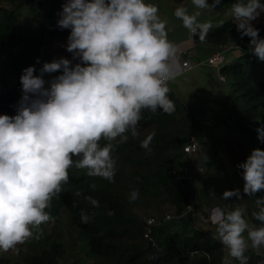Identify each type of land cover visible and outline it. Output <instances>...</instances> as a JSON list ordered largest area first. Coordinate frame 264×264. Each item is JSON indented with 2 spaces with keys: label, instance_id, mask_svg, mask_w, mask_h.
Here are the masks:
<instances>
[{
  "label": "clouds",
  "instance_id": "clouds-1",
  "mask_svg": "<svg viewBox=\"0 0 264 264\" xmlns=\"http://www.w3.org/2000/svg\"><path fill=\"white\" fill-rule=\"evenodd\" d=\"M191 3L194 11L181 5L173 14L204 42L213 25L198 19L201 10L214 9L221 0L211 5L208 0ZM159 12V6L149 0L64 3L57 26L70 30L66 50L72 59L45 62L38 75L35 66L24 69L16 115H0V252L17 249L33 238L34 230L54 222L48 209L68 183L70 168L86 169L87 176L114 183L118 158L112 154V142L126 143L129 134L139 137L145 112L170 115L176 111L169 84L181 73L180 48L168 39V21ZM262 14V0H236L231 6L241 39L250 38L249 51L260 61H264V38L253 21ZM58 72L45 79L46 74ZM256 131L264 143V126ZM154 135L140 144L149 153ZM237 167L243 170L245 195L255 197L264 190V149H254ZM90 187L95 190L97 185ZM139 196L134 188L129 202ZM232 197L243 200L240 189L223 193L225 200ZM85 199L100 207L92 196ZM254 200L251 217L259 226L248 219L246 206L240 203L228 210L219 206L211 210L213 238L227 253L223 264L233 260L248 264L249 247L258 252L264 248V197ZM80 219L87 224L92 217L81 209Z\"/></svg>",
  "mask_w": 264,
  "mask_h": 264
},
{
  "label": "trees",
  "instance_id": "trees-1",
  "mask_svg": "<svg viewBox=\"0 0 264 264\" xmlns=\"http://www.w3.org/2000/svg\"><path fill=\"white\" fill-rule=\"evenodd\" d=\"M65 2L66 0H30L27 6L34 10L22 26L23 0H0V53L9 52L6 60L0 61V115H16V107L23 95L20 77L24 69L35 66L38 75L43 63L50 61L45 49L56 36L65 34L57 26L58 14L63 10ZM235 2L236 0H221L220 4L232 6ZM235 37L241 36L237 25L231 21L211 30L206 41L201 42L197 35L194 42L197 46L209 44L214 48H223L229 46ZM16 49L17 53L13 52ZM38 58L40 63H37ZM220 73H224L233 82L237 97L241 98L237 102L242 104L233 106L223 116L235 120L234 127L242 133L246 142V150L243 151L235 144L237 154L233 160L238 170L236 189H240L241 195L249 203L247 209L251 222L259 226L260 222L255 221L251 213L256 210L254 199L264 197V190L255 197L245 195L243 170L237 166L246 161V151L251 155L254 149H264V143L260 142L256 131L264 126V70L239 63L233 68L221 69ZM59 74L61 73L46 74L45 79L50 80ZM226 78L224 77L225 80ZM173 96L170 93L176 105L174 113L145 112L144 119L139 124V137L132 138L129 134L130 138L126 143L112 142V154L118 158L114 183L89 177L86 169L70 168L68 183L63 185L59 198H54L48 209L55 218L56 225L62 216L67 215L72 229L77 233V239L85 242L90 255L103 260L105 264H223L224 246L210 233L199 229L193 230L189 235L180 229H173L170 224H161L152 228L147 239L146 219H141L134 212L135 206L160 198L169 203L177 215H182L193 201L188 169L181 166L183 158H175L178 151L185 156L183 146L192 133L191 116L181 100ZM152 133L155 135L151 143L152 151L149 153L140 144ZM219 156L217 147L212 146L206 162L208 171L226 172ZM92 183L97 185L95 190L90 187ZM134 188L139 189L140 196L134 202H129ZM228 190L235 188L225 191ZM225 191L217 193V203L228 210L238 198L223 199ZM87 196L98 200L100 207L91 205L85 199ZM81 209L92 217L87 224L81 223ZM109 210H113L115 214L109 216ZM46 224L41 225V230L37 231L43 233ZM41 248L35 254H25L18 262L12 259L8 251L0 252V264H60L66 255L60 230L42 238ZM262 259L261 255L250 254L248 264H259Z\"/></svg>",
  "mask_w": 264,
  "mask_h": 264
},
{
  "label": "rangeland",
  "instance_id": "rangeland-1",
  "mask_svg": "<svg viewBox=\"0 0 264 264\" xmlns=\"http://www.w3.org/2000/svg\"><path fill=\"white\" fill-rule=\"evenodd\" d=\"M28 2L30 0H23L24 6L22 12L24 14L22 26L26 24V21L32 16L34 10L32 7L27 6ZM149 2L158 5L159 14L163 19L168 21V39L179 46V53L181 54L184 50L190 52L189 57L182 55V58H184L182 61L188 59L193 66L198 64L187 72H181L175 81L170 82L169 87L171 89L170 93L174 95L173 98H179L188 109L192 123V133H190L189 138L194 137L198 141L199 153L193 157L184 156L179 151L175 154L176 159L183 158L181 166H186L188 169L191 181L190 190L193 194V201L191 200L190 206L193 207V210L187 209L182 215H177L173 207L169 203L164 202V199L155 198L142 205L135 206L134 212L141 219H146V222L150 218H161L171 213L177 217V219L170 223V227L173 229H180L185 234H188L193 233V230L197 227L203 232L206 231V233L214 236L216 231L215 225L211 221H209L210 223H204L202 219L206 217L210 220L212 208L217 206L223 208L217 203V193L219 191L223 192L231 187L236 189L238 170L236 162L233 159L237 154L235 144L239 147L237 141L241 143L239 149L241 151L243 149L246 150V142L242 138V133L234 127L235 120L227 119L223 116L228 111H231L233 106H237V104L241 105L242 102H237L241 98L237 97L233 82L227 79L225 74L220 73V71L223 68H233L239 63H244L258 70H264V61H260L258 57L249 51V37H244L243 39L235 37L230 41L229 46H227L232 47V49L224 53L226 62L220 69L206 62L199 64V62L207 61L218 48H214L209 44H199L198 48L194 42L195 36H192L183 27L182 21L174 16L175 8L181 5L187 7L190 12L194 11L195 6L192 5L191 0H149ZM213 2L214 0H208L210 5ZM201 12L202 14L198 19L201 22L211 21L213 25L211 30L231 21L235 23L231 15V6L228 4H220L214 9L201 10ZM221 21H223L222 24L220 23ZM253 25L260 30V37L264 38V14L256 21H253ZM64 31V35L56 36L47 49H45L50 57L49 62L61 57L72 59V54L66 50L70 30L65 29ZM238 43L240 45H237ZM17 51L16 49L13 52L17 53ZM8 54L9 52L0 53V61H5ZM182 61L179 60L180 65ZM223 76L226 80L222 79ZM223 119L226 120V126L221 124ZM212 146H216L219 151V159L226 168V172L224 173L217 170H207L206 162ZM249 155L250 153L246 151V157ZM238 203L246 206V209L249 207V203L245 200V197H243L242 201L239 199L235 200L233 205ZM247 215L251 221L248 209ZM57 229L63 235L66 248V255L60 264H105L103 260L90 255L85 242L77 239V233L72 229L67 215L61 217L58 225L52 221L48 222L43 229V233L34 230L33 238L24 244L18 245L17 249L9 250V255L14 261L18 262L27 253L35 254L38 251L40 252L42 250V238L52 234ZM36 236L39 238H36ZM226 254L225 251L224 257ZM250 254L264 256V248L258 252L256 249L249 247L247 255L249 256ZM236 262L233 260L232 264Z\"/></svg>",
  "mask_w": 264,
  "mask_h": 264
},
{
  "label": "built area",
  "instance_id": "built-area-1",
  "mask_svg": "<svg viewBox=\"0 0 264 264\" xmlns=\"http://www.w3.org/2000/svg\"><path fill=\"white\" fill-rule=\"evenodd\" d=\"M232 47H224L221 50H216L211 56L207 59V63L213 67H216L217 69H220L226 62L224 53L228 50H231ZM188 50H184L181 54H179L178 59L182 61L184 58H182V55L184 56H190ZM193 64L190 60L185 59L181 63V72H187L193 68ZM223 79V78H222ZM224 80V79H223ZM183 153L187 157H193L199 153V143L194 137H190L187 141V143L183 146ZM193 210V207L189 206L188 210ZM194 212V211H193ZM210 218V217H209ZM177 219L173 214H166L163 219L159 218H150L146 222L147 226V233L145 237L148 239L149 235L151 233L152 228L160 226L161 224H170L173 220ZM204 223H208L210 220L208 218L202 219ZM210 223V222H209ZM200 228H195V230H199ZM264 261V256L261 262ZM261 262L259 264H261Z\"/></svg>",
  "mask_w": 264,
  "mask_h": 264
},
{
  "label": "water",
  "instance_id": "water-1",
  "mask_svg": "<svg viewBox=\"0 0 264 264\" xmlns=\"http://www.w3.org/2000/svg\"><path fill=\"white\" fill-rule=\"evenodd\" d=\"M221 124H223V125H225V126H226V125H227V123H226V120H225V119H223ZM237 144H238V146L240 147V144H239V142H237Z\"/></svg>",
  "mask_w": 264,
  "mask_h": 264
},
{
  "label": "crops",
  "instance_id": "crops-1",
  "mask_svg": "<svg viewBox=\"0 0 264 264\" xmlns=\"http://www.w3.org/2000/svg\"><path fill=\"white\" fill-rule=\"evenodd\" d=\"M196 48H197V47H196ZM198 48H199V46H198ZM200 48H202V47H200ZM213 50H214V49H213ZM205 62H206V61H204V62H199V64H204ZM197 65H198V64H195L194 67L197 66ZM187 230H188V229H187ZM188 234L190 235V234H192V233H188Z\"/></svg>",
  "mask_w": 264,
  "mask_h": 264
}]
</instances>
